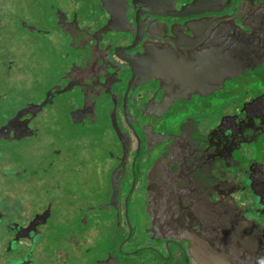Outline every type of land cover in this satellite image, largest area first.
<instances>
[{"label": "flooded vegetation", "instance_id": "1", "mask_svg": "<svg viewBox=\"0 0 264 264\" xmlns=\"http://www.w3.org/2000/svg\"><path fill=\"white\" fill-rule=\"evenodd\" d=\"M39 1L50 6L51 31L59 26L56 32L65 41V48H57L59 60L50 55L49 71L58 74L44 79L31 93L34 98L0 125V144L30 148L40 135L42 121H37L56 110L62 117L55 125L59 132L50 136L61 146L48 153L73 157L80 137L105 131L103 163L110 164L109 175L107 188L80 202L64 221L49 203L52 199L34 213H27L23 202H0V264L264 262V87L242 97L230 92L253 73L264 83V18L252 12L264 0H196L194 7L189 6L193 0H174L169 16L137 12L127 0V10L108 27L105 0H80L89 6L87 19L81 5L69 13ZM7 7L2 2L0 28L4 16L13 14ZM255 20L258 45L222 46L233 39L253 43L255 32L246 30L245 23ZM47 33L44 28L42 35ZM229 53L254 69L215 90L210 85L216 77L208 69L220 61L227 66ZM135 54L143 59L137 61ZM221 93L226 95L218 101ZM35 159L36 154L22 168H9L12 178L30 185L45 182L37 179L40 174L48 179L50 170L27 164ZM49 226V239L60 250L46 261L42 251ZM105 236L111 243L107 248L101 245Z\"/></svg>", "mask_w": 264, "mask_h": 264}, {"label": "rangeland", "instance_id": "2", "mask_svg": "<svg viewBox=\"0 0 264 264\" xmlns=\"http://www.w3.org/2000/svg\"><path fill=\"white\" fill-rule=\"evenodd\" d=\"M2 2L3 7L8 6L7 11L13 12V14L9 13L8 16H4L5 24L0 28V38L3 44L0 48V88L5 89L4 92L0 91V125L8 120L26 101L34 98L31 93L36 92L34 90L41 86L40 84L44 79L48 81V78L53 74L52 72L58 74L55 71H49L52 62H50V55H56V60H59L60 54H58L57 48H65V41L61 38L59 32H56L60 27L56 26L55 30L51 31V10L50 6L48 10L46 5L42 4H46L45 2L39 0H0V6H2ZM48 2L69 13L76 12L75 6L81 5L80 13L84 19H87L88 15L85 12L89 11V6L80 0H48ZM82 6H85V11ZM20 21L28 23L29 26L37 27L38 31L25 29ZM44 28L46 31L49 30V34L42 35ZM7 56L11 58V61L3 63L1 59ZM48 62H50L49 65ZM258 79V73L247 75L244 79L235 83L234 90L230 92L239 97L256 93L264 87V83L258 81ZM22 95L28 96L22 101ZM220 95L218 101L223 99L226 94L221 93ZM214 111L216 112L217 109L214 108ZM58 115L60 113L56 110L48 111V113L42 115L37 121L38 123L42 121L40 123L39 138L31 142L30 148L23 146V144H0V171L4 167L2 173L6 174L0 186V202L7 199H11L18 204L23 202L25 211L34 213L38 205L44 207L52 199L49 203L52 202L56 211L61 214L59 221H64L66 215L76 209L80 202L100 195L107 188L106 176L109 175L107 173L110 164L103 163L104 154L108 148V136L105 135V131L99 133L93 131L94 134L76 139L78 146L71 151L73 157L69 153H65L58 158V155L52 156L51 153H48L53 148L61 146V144L53 143L50 136L56 137L59 132L55 125L62 117ZM64 116H67L66 112H64ZM82 145L85 146L82 147ZM23 148L26 150L23 151ZM35 154V161L30 160L31 162L27 164L29 166L36 165L37 168L40 165L45 166L50 170L46 172L50 177L46 179V175L40 174L37 180H45V182L39 185H34V181L31 185L27 182H17L12 178L9 168H22L25 160ZM4 161L6 164L3 163ZM48 163H50V166H47ZM77 178H82L84 184L82 180L80 185L76 186L73 182ZM28 187L32 188L27 191ZM39 189H42V191ZM107 222L109 221L105 219V225H107ZM46 230L48 233L45 236L48 240L46 248L42 251V260L49 261L53 251L60 249H58L57 243L49 239L51 226L45 228L44 231ZM56 232L59 233V229ZM103 233L106 234L109 231H103ZM121 240L122 238L118 239L116 244L118 245ZM104 241H106V244L101 245L107 248L111 244L108 243L107 236H105ZM1 252H3V248L0 245Z\"/></svg>", "mask_w": 264, "mask_h": 264}, {"label": "water", "instance_id": "3", "mask_svg": "<svg viewBox=\"0 0 264 264\" xmlns=\"http://www.w3.org/2000/svg\"><path fill=\"white\" fill-rule=\"evenodd\" d=\"M199 1L198 3H200L202 0H197ZM205 1H213V0H203ZM230 1V0H229ZM134 7H137V12H141L143 13V11L146 10L147 13L150 14H154V15H160V16H169L166 12H168L167 9H170L173 7L174 5V0H132ZM196 0L191 1V3L189 4V6H196L198 3H196ZM105 6V9L107 10V12L109 13V20L106 24V27H108L110 25V23H115L117 16L119 15V17L121 15L124 14V12L127 10V0H105V2L103 3ZM183 10V7L179 10V12L181 13ZM209 12V9L207 10ZM217 11H220V9H218ZM253 13L257 14L258 16H260V18H264V5H255L254 9L252 11ZM203 13V12H200ZM143 15V14H142ZM183 17V16H180ZM114 18V19H113ZM216 22V20H215ZM145 24V23H144ZM143 24V25H144ZM202 25L204 27H210V28H215L216 23L213 24H209V23H205ZM253 26L250 28V26ZM114 25L110 26L113 27ZM147 26V25H146ZM145 27V29H147ZM203 26H201V28H203ZM260 27V24H258L257 20L252 21L250 23H245V29L250 31V29H252L255 33L253 36H256V39H253L252 42L253 43H248V42H243L242 40H238V39H233V42L229 40V45L222 43V46L224 48H252L251 44H256L258 45L259 42V38L261 35H259V32H257L258 28ZM200 28V25H199ZM114 28H110L108 31L112 30ZM115 30V29H114ZM146 40H149V37L147 36L145 38ZM135 44H137L135 42ZM134 45V44H133ZM74 51V50H72ZM134 57H138L137 54L134 55ZM142 56L137 58V61L142 60ZM224 59H228L229 62L227 64V66H221L220 62L217 66V68H211L208 69L209 72H211V76L212 77H216V82L213 85H210V87L215 88V90H219L223 87L224 81L227 79H232L234 77H240L242 76L248 69H254L253 67H246L243 66L242 63L238 62L235 60V58L233 57V55L231 53H229L227 55V58ZM222 75V77L220 76ZM93 86V88L96 86V84L91 85ZM157 218V221L161 222L162 219L158 218L157 215H154ZM202 245H204L202 243ZM218 247H221V244H217ZM191 253L194 255V249H193V245L191 247ZM259 264H264V262H259Z\"/></svg>", "mask_w": 264, "mask_h": 264}]
</instances>
